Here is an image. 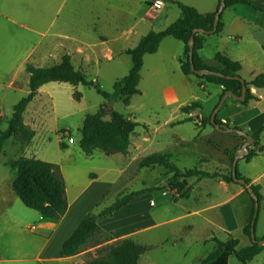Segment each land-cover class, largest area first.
<instances>
[{"label": "rangeland", "instance_id": "374dc122", "mask_svg": "<svg viewBox=\"0 0 264 264\" xmlns=\"http://www.w3.org/2000/svg\"><path fill=\"white\" fill-rule=\"evenodd\" d=\"M142 1L42 0L38 7L40 11L35 15L30 13L31 8L23 18L13 17L17 20L15 22L4 19L3 29L0 28V113L3 114L0 118V128L6 127L13 105L28 91L27 85L21 84L22 79L26 80V73L19 72L17 66L26 48L34 44H37V47L31 61L39 65L56 63L65 52L64 48L67 51L79 48L97 51L95 54L90 52L92 61L82 66V70L88 79L93 80L102 89L112 92L114 80L126 74L131 66V58L123 49L133 47L147 31L162 29L180 16V9L174 2L163 0L160 11L150 14L142 6ZM250 1L257 7L255 9L263 14L261 17H264V0ZM231 13L230 7L225 8L222 20L228 18ZM28 27L36 31L31 32L27 30ZM124 34H127L128 38ZM104 46L111 48V59L98 56L103 52L101 48ZM183 46L181 40L172 36L164 37L157 51L143 56L137 85L139 93L130 97L129 104L120 100L108 103V107L132 118H140L146 123L138 129L141 130L139 135L147 133L153 137L154 143L148 149L146 145L137 144L136 138H133L134 149L121 156L107 154L99 148L89 154L85 153L79 144L82 120L86 113L95 111L105 99L93 86L82 83L74 85L63 81L44 83L41 92L29 103V106L32 103L36 105L34 122L31 125L35 131L32 144L28 146L31 140L24 141L18 136L5 141L4 152L0 154V182L15 173L6 162L19 155L33 156L59 164L64 180L68 174L86 180L94 177L113 180L112 187L102 195L104 198H99L90 210L100 209L126 192L142 187L160 186L152 192L134 197L130 207L124 209L123 206L116 214L100 219L104 228H101V233L94 235L81 246L82 252L75 258V262H87L90 258L99 257L103 254L104 245L128 236L145 246L150 244L140 255L139 264H202V260L216 247V239H228L221 228L219 210L215 207L217 202L228 195L219 178L198 180L194 176L189 177L186 179L187 194L181 197L172 185L182 178L174 177L162 166L139 164L142 157L159 149L157 146L160 143L156 141L162 139L161 130L165 129L169 134H186L187 140L193 135L202 139L216 135L214 143L229 146L230 133L217 134L210 125L205 129L201 124L196 126L191 120H183L174 124V129H169L165 124L169 119L181 118L179 105L186 104L196 97L202 100L209 98L207 104L218 100L214 90L217 84L205 82V90L209 94L204 95L194 76L181 72L178 58L183 54ZM47 47H50V50ZM48 51L55 58L49 59ZM39 54L46 57L38 61L36 58ZM75 60L78 62L77 57L73 59L74 63ZM167 87L173 88L177 95L176 100L171 102L167 99ZM75 92L80 93L78 98ZM220 99L216 101V106ZM204 108L211 107L205 105ZM230 110L231 108L227 113ZM69 136L73 138L72 141L68 140ZM142 141L145 142V139L142 138ZM205 142L202 147V142L198 141L197 153L187 152L186 149L178 152L175 148L171 155L179 158L172 157L171 161L181 169L198 167L208 171H223L228 155L218 148L208 146V141ZM208 152L212 154L210 161H206L205 154ZM200 154L204 158L199 159ZM228 167L225 171L229 170ZM119 168L123 171H116ZM263 168V157L248 165L245 162L237 164L238 171L246 175L262 171ZM70 181L67 178L68 184ZM261 184L262 200L255 230V235L258 236L263 234L264 229V174ZM97 203L98 207H95ZM10 204L6 209L16 215L21 214V210L31 213L27 218V230L33 232L39 224L38 217L41 214L25 206L17 195L15 202ZM42 217L46 218L43 215ZM106 238L109 239L105 241ZM86 249L88 250L85 251ZM260 250H264V247H260ZM226 256L224 254L211 263L223 264ZM227 262L241 264L232 254L228 255ZM0 264L37 263L9 261ZM50 264L69 263L53 261Z\"/></svg>", "mask_w": 264, "mask_h": 264}, {"label": "trees", "instance_id": "16d2710c", "mask_svg": "<svg viewBox=\"0 0 264 264\" xmlns=\"http://www.w3.org/2000/svg\"><path fill=\"white\" fill-rule=\"evenodd\" d=\"M171 1L179 7L181 11L180 16L164 29L149 30L139 39L135 46L125 50L131 58V67L126 74L114 80L112 92L102 89L93 80L88 79L85 73L74 65L70 55L67 53L61 56L59 62L47 66H37L31 62H27L25 64V71L28 74V91L13 105L6 127L4 129L0 128V154L4 152L5 141L11 136H18L24 141H29L34 136L35 131L23 121V112L37 94L38 88L49 81H63L74 85L82 83L93 86L96 92L104 97L105 102L101 103L95 111L86 113L83 119L79 144L85 153L89 154L95 148H99L107 154L116 152L127 153L129 136L139 123L126 117L112 107H108V103L120 100L125 104H129L130 97L139 93L137 85L140 79L143 56L146 53L157 51L161 40L166 36L177 38L184 44L183 55L179 58L180 69L184 74H193L201 82H212L221 85V97L227 90H230L236 95H241L242 80L244 79L240 74L241 64L239 61L233 60L221 52H217L214 55V59L218 65L211 66L205 63L199 55V50L203 47L206 37L210 34L220 33L223 28L221 13L215 29L213 28L214 16L220 7L221 0H218L215 11L210 13H201L195 7L179 0ZM224 2V9L237 5H250L257 8L250 0H224ZM194 28H199L201 31L194 33L192 36V30ZM190 52L194 70L191 68ZM205 70H214L223 75L206 73ZM245 83L247 87L245 96L240 101L242 104H247L255 97L251 92L250 86L258 88L264 87V72L254 75L251 80L245 81ZM75 96L78 98L80 93L75 92ZM199 106L198 101H191L182 106V109L188 111ZM210 118L211 113L201 119V124H211ZM188 119L191 120L193 118H185V120ZM215 122L218 125L224 124L217 117V114L215 116ZM262 130H264V125L251 134L254 140L253 143L256 142ZM258 152H264V144L258 148H249L248 152L244 155L245 160H251ZM234 155L235 152L233 151L231 153L230 168L227 171H208L198 167L181 169L167 155L157 152L145 155L139 161V164L141 166H162L167 172L172 173L174 177L182 178L181 181H176L172 185V188L181 197L186 196V179L192 176L198 180L204 178H219L225 182L238 183L249 193L245 185L233 179L231 166ZM6 164L16 170L12 187L25 206L54 219H59L65 213L68 200L65 180L60 171L59 164L24 155L8 159ZM237 176L243 177L246 180L247 185L253 193H249L253 206L250 220L244 229L245 233L251 238V243L238 249L236 248V240L232 236H228L226 240L216 239V247L202 260V264H212V261H216L224 254L234 255L241 264H250L259 248L264 247V244H259V240L264 239V235L255 236V239H252L250 232L255 201L260 205L262 200L260 184L250 183L251 180L241 175L238 169ZM159 188L160 186H148L126 192L116 197L110 204L104 205L97 210L88 211L70 235L62 242L59 256H73L80 252L81 246L94 235L101 233V227L98 223L100 219L111 216L116 210L127 204L134 197ZM95 207H98V203ZM108 239L106 238L105 241ZM146 249L147 247L144 244L126 236L119 238L113 243L104 245L101 256L90 258L87 262H74L73 264H139V257ZM223 264H227V256Z\"/></svg>", "mask_w": 264, "mask_h": 264}, {"label": "crops", "instance_id": "0c3cea01", "mask_svg": "<svg viewBox=\"0 0 264 264\" xmlns=\"http://www.w3.org/2000/svg\"><path fill=\"white\" fill-rule=\"evenodd\" d=\"M40 1L42 0H0V28L3 29L4 19L9 22L10 21L15 22L17 20H15V18L13 17L23 18L24 16H26V11L28 9L32 8L30 10V13L32 15H35L38 11H40V9L38 8L40 7ZM166 1L172 2L171 0H166ZM179 1L195 7L201 13H210L215 11L218 4V0H179ZM241 6H247L249 8L241 7ZM230 8L232 10V13L228 18L222 20L223 28L221 32L218 34H210L206 37L203 47L199 50V55L205 63L211 66L218 65L217 61H215L214 59V55L217 52H221L227 55L228 57H230L231 59L239 61L241 64L240 74L245 81H249L254 77V75L264 72V17H261L263 14L259 13L260 11L258 9H255L250 5H237L235 7H230ZM222 12H221V16H222ZM24 26L27 25L24 24ZM27 30L31 32L36 31V29L34 28L32 29L29 27ZM124 36L128 38L127 34H124ZM39 43L40 41L38 42V44ZM36 47L37 44H34L33 46L26 48V51L24 52L22 59L17 66V70L19 72L26 73V80L22 79L21 84L24 85L26 84L27 87H28V74L25 71V64L27 62H31L37 66H47V65H39L36 62L31 61V58L35 54L34 50L36 49ZM128 48L131 47H126L123 49L124 53H126L125 50ZM47 49L50 50V47H47ZM101 49L103 50V52L99 53L98 56L107 57L108 59H111L112 57L111 48L108 46H104ZM63 51L65 52H63L62 55L65 53L69 54L72 62L73 59L77 57L78 62H76L75 60L76 63L74 62L73 63L76 67L79 66L78 68H80L81 70H82V66H85L92 61L90 52H93L94 54L97 53V51L95 50L89 49L87 51L82 48L72 49L68 51L66 50V48H64ZM182 55H180L179 58ZM47 56L49 57V59L55 58L50 51H48ZM44 57L46 56H44L43 54H39L36 59L39 61L40 59H44ZM60 59L57 62H59ZM185 75L194 76L195 82L196 84H198L199 88L203 90V94L204 95L209 94V92L205 90L206 88L205 82H201V80L193 74H185ZM41 86L38 88L37 94L41 92ZM250 89L255 96L253 99H251L247 104H242L240 103V101L233 99L231 96H228L223 102L220 109L218 110L217 117L221 119V121L224 124H227L229 127L243 130L251 135L253 132L259 130L262 125H264V108H260L264 106V87L258 88V87L250 86ZM214 90L216 91L215 97L216 99L219 100L222 93V86L217 84ZM166 97L171 102L177 99V95L172 87L166 88ZM208 99L209 98H206V100H202L201 98L198 99V97H196L194 100H190L186 104L190 103L191 101H198L200 106L190 109L188 111H184L182 109V106L186 104L179 105V109L182 111V117L177 118L176 120L169 119L168 122L165 124L169 126V129H174L175 127L174 124H176L178 121H183L187 117H192L193 119H191V121H193L196 124V126H199V124H201V119L212 113L211 109H213L216 106L217 103L216 101H218L216 100L214 102L207 104ZM205 105H209L211 108L205 109L204 108ZM28 106L29 104L25 109L26 111L25 117H24L25 111L23 112V121L25 124L31 127V125H33L34 122L33 116L34 113L36 112V105L32 103L29 107ZM229 108H231V110L227 113V110ZM2 115L3 114L0 113V118ZM125 116L135 121H138L139 123L136 126L137 128L135 127L136 129H134V131L129 136L128 150L134 149L132 145L133 138H136L137 144L140 143V145L142 146L146 145L147 146L146 149L152 146L151 144L154 143L152 136H149V134L147 133L144 134L143 136L139 135L141 130H139L138 128L140 126L142 128L143 125H146V123L143 122L140 118H132L130 115H125ZM241 117H243V119H241ZM205 125L212 126L211 124H205ZM205 125H203V128ZM212 127L215 129V133L217 134L227 133V132L230 133L229 135L230 143L228 147L222 146L218 143L217 144L214 143V140L217 139L216 135H213V137L207 139H202L198 135H193V136H189L190 140H187L186 134H182V135H180L179 133L169 134L165 129V130H161L162 139L158 140L156 138L157 139L156 143L159 142L160 145L157 146L159 149L155 150L154 152L165 154L168 156L169 159L172 157L179 158L171 155L175 148H177L178 152L181 150L185 151L186 149L187 152L197 153L198 148L196 147L198 141H201L202 147H204L206 140L209 143L208 146L210 145L214 148H218L219 150L225 152V154L228 155V160L226 161V168L223 170L225 171L228 166L230 167L231 153L233 151L236 153V150L243 145L246 138L239 132H230L224 129L215 128L214 126ZM207 128H209V126ZM32 138L30 139L31 141L29 140L30 143L28 146L32 144L33 142ZM142 138L145 139V142L142 141ZM253 141L254 140H252V143L248 145V149L253 147L258 148L259 146L263 145L264 130H262L259 133L256 142L253 143ZM217 145H219V147H217ZM114 154H118L116 155L117 157V156H121L123 153L116 152ZM202 154L199 155L200 156L199 159L201 157L204 158V156H201ZM205 156H207V158L205 157L207 159L206 161H210L212 154L208 152L207 154H205ZM261 157L264 158V152H258V154L253 156L249 161H246L244 156H241L238 158L237 164L239 162H245L248 165L253 160H256L257 158H261ZM13 170L15 171L14 174H11L8 178L0 182V207H2V211L0 212V262L27 261V262H34L37 264H50L53 261L54 262L67 261V263L73 264L75 262V258H77V256H79V254L82 251L78 252L73 256L60 257L59 252L61 249L62 242L70 235L73 229L82 220L86 212L93 207L94 203L99 198H101L103 194L109 191V188L112 187L114 181L111 179L103 180L102 178L99 177H94L86 180V179L70 176L69 174L65 176L64 174L66 180L65 181L66 195L68 200L67 210L59 219H54L47 216L46 218H44L42 217V214L39 213L41 214L38 217L39 224L38 225L34 224V226L36 225V227L32 230L33 232H30V230L29 231L27 230V223H28L27 218L29 217V214H31L29 211L21 210L20 211L21 214L17 213L16 215L13 212L6 209L7 205H11L10 204L11 202L12 203L15 202L17 195L12 187L13 179L16 176V170L15 169ZM116 171L122 172L123 170L119 168L118 170L116 169ZM263 174H264V168L262 171L260 170L256 171L251 175H246V174H241V175H243L246 178H249L251 180L250 183L260 184V189H261L262 188L261 178ZM67 178L71 180L70 184H68ZM220 182L221 185L225 188V190H227L228 195L219 202H217L215 204V207L218 208L219 210V214L222 222L221 228L223 233L226 234L227 236H232V238L236 240V248L239 249L251 243V238L245 233L244 229L245 226L248 224L252 213V206H253L252 199L249 193L240 184L233 182H225L223 180H220ZM132 202L133 201L131 200L130 202L125 204L124 209L130 207ZM142 207H144V205ZM121 208L116 210L113 214H116V212H118ZM98 223L101 228H104L103 225L100 224V220ZM255 230H256V223H255ZM137 231L139 232L140 230ZM262 235H264V229H263V234H261L260 236ZM149 245L150 244H147L146 246L149 247ZM87 250L88 249H86L85 251ZM257 257L258 260L255 264H264V250L259 249V253Z\"/></svg>", "mask_w": 264, "mask_h": 264}, {"label": "water", "instance_id": "95a60500", "mask_svg": "<svg viewBox=\"0 0 264 264\" xmlns=\"http://www.w3.org/2000/svg\"><path fill=\"white\" fill-rule=\"evenodd\" d=\"M224 7H225V2H224V0H221L220 7H219L218 11L215 13V16H214V21H213V28L214 29H215V27H216V25L218 23L220 13L223 11ZM198 31H201V30L199 28H194L192 30V36H193L194 33L198 32ZM190 61H191V68H192V70H194V65H193L192 57H191V52H190ZM205 72L206 73H210V74L223 75L222 73L216 72L214 70H205ZM246 87L247 86H246L245 80H242L241 95H236L233 92H231L230 90L225 91V93L222 95L220 101L218 102L217 106L213 109V111L211 113L210 123H211L212 126H214L215 128H218V129H224V130L230 131V132H239L246 138V140L243 143V145L236 150V153H235V155L233 157V161H232L231 171H232V176H233L234 181L239 182L242 185H245L247 187L249 193L253 194L251 188L247 185L246 180L243 177H238L237 176V160H238L239 157L244 156L248 152V145L251 144V142L253 140L252 136L249 133H247V132H245L243 130H240V129H237V128H233V127H229L227 124L218 125L215 122V116H216L218 110L220 109V107L222 106L223 102L225 101V99L228 96H231L235 100H238V101L243 100V98L245 96V92H246ZM258 210H259V203L257 201H255L254 214H253V218L251 220V227H250V232H251L252 239H255V236H256L255 235V223H256ZM259 244H264V239L259 240Z\"/></svg>", "mask_w": 264, "mask_h": 264}, {"label": "built area", "instance_id": "2783aa9c", "mask_svg": "<svg viewBox=\"0 0 264 264\" xmlns=\"http://www.w3.org/2000/svg\"><path fill=\"white\" fill-rule=\"evenodd\" d=\"M141 4L150 14L158 13L160 11V9L162 8V6H163V0H143L141 2ZM208 126L209 125H205L204 128H207ZM62 133H64V132H62ZM68 140L72 141L73 138L71 136H69ZM258 253H259V250H258L257 254L255 255V257L251 260V264H255L257 262Z\"/></svg>", "mask_w": 264, "mask_h": 264}]
</instances>
